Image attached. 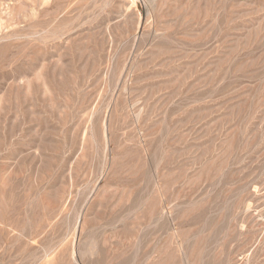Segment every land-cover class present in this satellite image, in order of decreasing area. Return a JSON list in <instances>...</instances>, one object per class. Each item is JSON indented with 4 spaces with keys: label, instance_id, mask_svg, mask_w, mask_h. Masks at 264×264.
Masks as SVG:
<instances>
[{
    "label": "rangeland",
    "instance_id": "374dc122",
    "mask_svg": "<svg viewBox=\"0 0 264 264\" xmlns=\"http://www.w3.org/2000/svg\"><path fill=\"white\" fill-rule=\"evenodd\" d=\"M0 264H264V0H0Z\"/></svg>",
    "mask_w": 264,
    "mask_h": 264
}]
</instances>
